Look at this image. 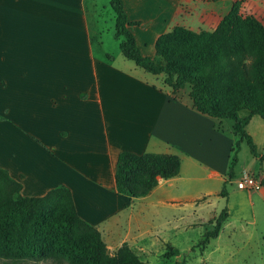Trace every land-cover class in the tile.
Instances as JSON below:
<instances>
[{
	"label": "crops",
	"instance_id": "0c3cea01",
	"mask_svg": "<svg viewBox=\"0 0 264 264\" xmlns=\"http://www.w3.org/2000/svg\"><path fill=\"white\" fill-rule=\"evenodd\" d=\"M234 1L123 0V7L140 52L154 57L160 35L175 26L214 31ZM240 1L243 13L264 24V0ZM106 13L115 21L110 0H0V167L21 184L23 197L68 189L110 253L123 244L137 255L151 253L206 221L211 198L222 197L238 138L233 122L225 127L224 119L193 108L185 88L173 92L163 74L107 50L98 37ZM246 130L263 154L264 120L252 116ZM122 151L178 155L179 173L159 179L145 196L120 194L115 171ZM249 159L248 172L263 181L257 192L264 204V161ZM241 171L238 159L234 177ZM231 181L222 197L228 218L233 198L250 193L229 188ZM165 211L172 221L151 228L153 216Z\"/></svg>",
	"mask_w": 264,
	"mask_h": 264
},
{
	"label": "trees",
	"instance_id": "16d2710c",
	"mask_svg": "<svg viewBox=\"0 0 264 264\" xmlns=\"http://www.w3.org/2000/svg\"><path fill=\"white\" fill-rule=\"evenodd\" d=\"M235 0L214 31L196 32L175 26L155 42V56L140 52L123 0H110L115 14L114 37L122 54L145 71L163 74L164 83L176 92L189 88L193 108L215 119H231L237 141L232 148L226 184L234 178L240 143L264 161L246 126L254 115L264 120V24L241 11ZM264 20V19H263ZM181 159L170 153L118 154L115 171L117 192L129 197L147 195L159 179L178 175ZM263 182V181H262ZM21 184L0 167V264H26L54 260L67 264H147L127 244L110 253L101 232L77 213L71 192L63 186L39 197H23ZM225 206L205 231V248L218 237L228 218ZM165 257L179 250L168 245ZM170 264H180L175 261Z\"/></svg>",
	"mask_w": 264,
	"mask_h": 264
},
{
	"label": "rangeland",
	"instance_id": "374dc122",
	"mask_svg": "<svg viewBox=\"0 0 264 264\" xmlns=\"http://www.w3.org/2000/svg\"><path fill=\"white\" fill-rule=\"evenodd\" d=\"M115 21L109 14L102 16V25L100 37L110 52H119V41L114 37ZM185 93L189 91L188 87L184 89ZM223 125L228 127L233 121L224 119ZM250 151L247 143L242 141L237 152V158L241 167V172L229 182V188L237 189L236 181L242 176L243 172L252 168L250 162ZM253 168H257L256 165ZM239 193V192H238ZM260 192L251 191L243 193V197L238 195L233 198L232 215L222 226L217 238L203 248L200 245V239L205 232V228L213 226L212 216L216 217L223 207L227 205L224 198L214 196L211 203L203 213L206 219L196 228H188L176 235H170L168 241L161 244L160 248L153 249L150 253L138 254L147 264H170L175 261L180 264H264V204L259 196ZM243 207L238 210V207ZM176 214V213H175ZM149 217V216H147ZM152 217V215L150 216ZM168 218L172 221V212L165 211L160 216H153V229L162 228L163 223ZM173 222L164 229H171ZM163 229V228H162ZM167 242H169L167 244ZM168 245L180 249L176 255L165 257ZM26 264H67L66 262H57L51 259L40 261H29Z\"/></svg>",
	"mask_w": 264,
	"mask_h": 264
},
{
	"label": "built area",
	"instance_id": "2783aa9c",
	"mask_svg": "<svg viewBox=\"0 0 264 264\" xmlns=\"http://www.w3.org/2000/svg\"><path fill=\"white\" fill-rule=\"evenodd\" d=\"M236 186L238 189L247 192L259 191L263 186V182L259 175L244 171L242 176L236 181Z\"/></svg>",
	"mask_w": 264,
	"mask_h": 264
}]
</instances>
